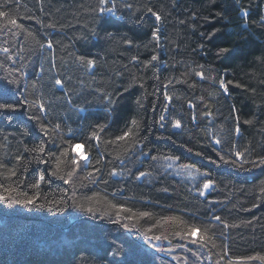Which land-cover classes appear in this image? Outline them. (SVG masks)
<instances>
[{
	"label": "trees",
	"instance_id": "trees-1",
	"mask_svg": "<svg viewBox=\"0 0 264 264\" xmlns=\"http://www.w3.org/2000/svg\"><path fill=\"white\" fill-rule=\"evenodd\" d=\"M108 6L115 11H100ZM0 11V28L11 17L24 29L0 31L16 61L0 53V85L9 90L0 103L15 105L0 111V195L37 197L27 206L0 200V264H264L249 259L264 257V0H0ZM12 69L17 84L4 79ZM25 98L42 99L47 114ZM245 157L256 165L241 166ZM73 170L71 183L59 178ZM141 171L151 175L137 180ZM206 180L214 187L200 196ZM186 225L200 231L180 239ZM204 228L206 247L188 243Z\"/></svg>",
	"mask_w": 264,
	"mask_h": 264
},
{
	"label": "snow or ice",
	"instance_id": "snow-or-ice-1",
	"mask_svg": "<svg viewBox=\"0 0 264 264\" xmlns=\"http://www.w3.org/2000/svg\"><path fill=\"white\" fill-rule=\"evenodd\" d=\"M100 3L101 4H104L106 5L107 4V0H100ZM237 3H239V0H237ZM101 12H104V11H107V12H110V13H113L115 11V7L114 6H108V7H104V8H101L100 9ZM148 11L153 15L155 16L156 20H160L161 19V16L159 14H157L155 11H153L151 8H148ZM6 13L3 12V11H0V16H5ZM243 15L245 17H247L248 13L247 12H244ZM8 25H11L12 28H8ZM12 29H16L17 31H13ZM0 31H7L9 32L12 36H18L19 35V32L20 31H24V29L22 28V25L18 24L16 22V20L14 19H11V17H9V19L7 20V22L4 24L3 28H0ZM159 28H157L155 30V33H154V36H155V39L157 40V42L159 41ZM28 36H32V33L29 31L27 33ZM129 43H131L129 41ZM47 47L49 49H51L53 47L52 43L49 42L47 44ZM21 51H23V49H21ZM228 49H222L221 50V54H223L224 52H227ZM0 53H4L5 54V57L6 59H10L12 60L13 63H15V58L14 56L12 55L11 53V49L9 47H5V46H2L0 45ZM153 61H156L158 59L157 56H152L151 58ZM81 62L85 63L86 66H89V67H95V62L93 60H86L81 57L80 58ZM3 63H0V67H3ZM53 66H54V61H53ZM203 66H201L202 68ZM17 70L16 69H12L10 72H9V75L12 76V79L9 80L8 77H5V81H7V83H10V84H17V80L15 78V76L13 75L14 72H16ZM41 71L43 72L44 69L43 67L41 68ZM195 75L200 77L201 79H205V76L202 72L200 71H196L195 72ZM215 82V81H214ZM55 84L57 86H60V87H63V84H62V81L60 79H56L55 80ZM239 86V85H238ZM33 87L35 88L36 86L33 85ZM219 87L221 89H223L224 93H227L228 92V88L227 86L225 85V82L224 80H220L219 81ZM9 90L7 89V87L5 85H0V98H2L4 95L7 94ZM110 99V102H111V98ZM167 99H171V97H167ZM203 99V98H201ZM17 103H20L19 101ZM23 104L24 105H27L28 107H37L41 112H45L46 113V105L44 104L43 100L42 99H32V100H29L27 98H25L23 100ZM194 107V106H193ZM15 110V105H13L12 103H8V102H3V103H0V111H13ZM165 111H167V109H165ZM205 115H212L211 112H206ZM193 120H195V116H193ZM160 121L163 122L165 121V116L164 115H161L160 116ZM137 122L136 121H132V124L135 125ZM250 123V122H249ZM161 126L163 127V123L161 124ZM174 128H181V122L179 120H176L173 125H172ZM60 130H61V125L59 123L55 124L51 131L53 132H56L57 134L60 133ZM102 130V128H101ZM131 129H129L128 132H126L124 135H121L120 137H118L119 140H124L126 136L130 135L131 134ZM69 135H72V132L69 130L68 132ZM240 134V130L239 128H236L235 129V135H239ZM93 137L96 138L97 140L99 139V137L96 135V133H93ZM215 143L216 144H220L222 143V141L218 138L215 139ZM76 147V145H72V148L74 149ZM35 151L43 154L45 149H44V146L41 145L39 146L37 149H35ZM199 154V153H198ZM64 155H67V152L64 153ZM232 155L234 157H236L237 159H239L242 155H244L243 153H241L240 151H234L232 152ZM153 160H156L157 157L153 156L152 157ZM168 160H172L173 158L172 157H168L167 158ZM177 160L179 158H176ZM221 159H224L223 156H221ZM237 162L236 159H233L231 160V163L235 164ZM71 163L73 164H78V161H71ZM97 163H99V161H97ZM121 163H123V160H121ZM245 163H251L253 165H256V161H251L249 159H247V157H245L241 163V166H243V164ZM259 164L260 165H264V158H261L259 160ZM0 167H4L3 164H0ZM183 168L187 169V168H192L194 166L192 165H182ZM57 168H59V164H57ZM96 171H100L99 168L96 169ZM196 171H199L198 169H196ZM75 174V170H73L72 172H69L67 173L66 175H63V176H59L60 179H63L65 180L66 183H71L72 182V176ZM110 175L112 176H115L117 175L118 173L115 171V170H112L110 173ZM9 175L11 177H15L16 176V171L13 169L9 172ZM52 175H57L56 172H53ZM151 175L150 172H146V171H141L139 172L138 175H136V179L139 180V179H142L144 177H147ZM204 176H208L209 173L205 172L203 173ZM87 178V177H86ZM45 181V175L44 173H40L39 175V182H44ZM34 183L32 184V187L35 188V189H38L40 187V183ZM0 187H3V185H0ZM214 187V184L211 180H206L204 181L203 183V188L202 189H198V192H199V195L200 196H205L207 191L212 189ZM165 191H167V189H164ZM16 190L13 189V188H4V192L5 193H9V192H15ZM38 196V194H37ZM22 197V198H21ZM36 199L37 197H29L27 195V193H20L18 194L17 196L13 197L11 195H0V200H4L6 203H9V205H13V204H23L25 206L29 205V204H35L36 202ZM41 207H43L44 205H40ZM111 207L113 209H117V211H120V209L118 208V206L116 204H111ZM87 211L88 212H93V209L91 207L87 208ZM123 211L125 212H128V213H131L132 215H139L140 217H150L151 216V213L149 212H139L138 214L137 213H134L132 209L130 208H126V209H123ZM167 219H170V220H173V221H179V218L177 217H169ZM211 219L215 220V221H218L220 224L223 225V228L224 229H227L229 228L230 226H234V225H229L228 222L224 219L221 218V216L219 215H213L211 217ZM116 223H119V219H117L115 221ZM180 223H184L183 221H179ZM122 227L124 228H128V225L127 224H123ZM149 232H151V229H148ZM198 231H200V228L197 227L196 225H186L184 230L182 231H177L175 232V235H177L178 237H180V239H185L186 237H192L194 236ZM151 239L155 240V241H161V236L159 235H153L151 237ZM164 239H167V237L165 236ZM212 238L209 236L208 234V229L207 228H204V233H203V236L201 237V240L200 241H197L196 239H189L188 240V243H191V244H197L199 247H206V244L209 240H211ZM169 244H171V241H168ZM179 247H185V245H179ZM213 247H215V244H213ZM188 251L192 252L191 249H187ZM158 251L162 252V253H165L167 255H171L174 251H175V248L173 247H161L158 249ZM192 255L193 256H196L197 259H199V253L197 252H192ZM226 255V253H225ZM249 259H260V260H264V257H250ZM184 264H188V261H187V258H184ZM216 264H220V261L217 260L216 261ZM228 264H233V261L229 258L228 259Z\"/></svg>",
	"mask_w": 264,
	"mask_h": 264
},
{
	"label": "water",
	"instance_id": "water-1",
	"mask_svg": "<svg viewBox=\"0 0 264 264\" xmlns=\"http://www.w3.org/2000/svg\"><path fill=\"white\" fill-rule=\"evenodd\" d=\"M212 189H213V188H212ZM212 189L208 190L207 193H210ZM142 245L148 247L152 252H154V253L157 254L156 250H155L154 248H152L151 246L146 245L145 243H142ZM159 255H161L162 257H164V258H166V259H169L168 256H166V255H162V254H159ZM171 261H172L173 264H178V263H177L176 261H174V260H171Z\"/></svg>",
	"mask_w": 264,
	"mask_h": 264
},
{
	"label": "rangeland",
	"instance_id": "rangeland-1",
	"mask_svg": "<svg viewBox=\"0 0 264 264\" xmlns=\"http://www.w3.org/2000/svg\"><path fill=\"white\" fill-rule=\"evenodd\" d=\"M79 148H82V147H78V151H77V154L79 155V157L83 160H87V155L82 151L80 150Z\"/></svg>",
	"mask_w": 264,
	"mask_h": 264
},
{
	"label": "bare ground",
	"instance_id": "bare-ground-1",
	"mask_svg": "<svg viewBox=\"0 0 264 264\" xmlns=\"http://www.w3.org/2000/svg\"><path fill=\"white\" fill-rule=\"evenodd\" d=\"M80 150H82L81 148H79Z\"/></svg>",
	"mask_w": 264,
	"mask_h": 264
}]
</instances>
